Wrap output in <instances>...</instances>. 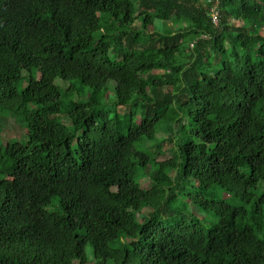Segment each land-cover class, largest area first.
Returning <instances> with one entry per match:
<instances>
[{"label": "trees", "instance_id": "obj_1", "mask_svg": "<svg viewBox=\"0 0 264 264\" xmlns=\"http://www.w3.org/2000/svg\"><path fill=\"white\" fill-rule=\"evenodd\" d=\"M262 29L264 0H0L27 132L0 145V264H264Z\"/></svg>", "mask_w": 264, "mask_h": 264}, {"label": "rangeland", "instance_id": "obj_2", "mask_svg": "<svg viewBox=\"0 0 264 264\" xmlns=\"http://www.w3.org/2000/svg\"><path fill=\"white\" fill-rule=\"evenodd\" d=\"M167 24L171 25L170 22H168ZM261 34L264 35V29H262ZM60 80H57V83H59ZM69 84V82H68ZM26 85V81L21 79L17 82V87L18 90L21 91ZM90 90V88H85V91L88 92ZM64 93H66L65 90H63ZM75 95V92H71L70 96ZM110 95H113V92L110 93ZM26 130L25 128L21 125V122H19L18 118L16 115H14V113L12 111H9L8 109L3 110L0 113V145H5L8 141L11 140H15L18 141V143H22L23 141H25L26 139ZM168 132L165 133H161V135H159L161 138L165 137V141L163 142V146H162V151L161 153L158 154V159L159 160H166L168 158H170L172 156V152L171 149L174 148L175 143H174V136L171 138H168ZM170 140V141H169ZM194 176L197 178V171L194 172ZM0 177H3V174H1L0 172ZM144 184L149 185L150 183L144 182ZM220 197L224 200H226L227 202L231 203V204H239L240 201L237 197L235 196H231L230 194L227 193H222L220 195ZM198 215L205 220L206 218H211L212 220L215 219V216L212 212L209 211H202L201 213H198ZM213 223H215V220L212 223H207L208 226H212ZM86 253L88 255L89 258V262L91 264H97L95 258L93 257L92 254V250L89 246L86 247Z\"/></svg>", "mask_w": 264, "mask_h": 264}, {"label": "built area", "instance_id": "obj_3", "mask_svg": "<svg viewBox=\"0 0 264 264\" xmlns=\"http://www.w3.org/2000/svg\"><path fill=\"white\" fill-rule=\"evenodd\" d=\"M212 22L218 24V12L216 10H212Z\"/></svg>", "mask_w": 264, "mask_h": 264}]
</instances>
